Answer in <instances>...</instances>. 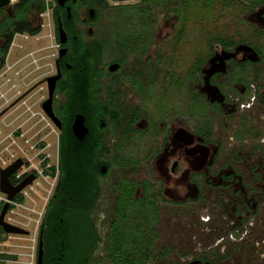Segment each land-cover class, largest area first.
<instances>
[{
  "label": "flooded vegetation",
  "instance_id": "obj_1",
  "mask_svg": "<svg viewBox=\"0 0 264 264\" xmlns=\"http://www.w3.org/2000/svg\"><path fill=\"white\" fill-rule=\"evenodd\" d=\"M68 1L62 6L67 10L70 7L67 4ZM82 7L89 10V13L95 12L94 18L97 19L98 13L95 8L89 5ZM254 8L251 13V21L264 28V2ZM258 11L259 13H255ZM81 22L82 20L79 18L78 23L73 27L80 32L83 42L96 47H103L96 60L97 68L88 75L90 76L88 85L92 92L91 98L95 102V105L91 106L94 112L86 117L82 112L71 113L66 108L70 98L68 89L69 76L71 75L64 71V67L71 68L66 56L71 49V37L77 39V35L71 36L62 25L66 33V41L62 43L60 41V24L57 34L60 43L58 56L55 59L56 71L52 74L57 75L61 72L52 97L54 118L48 116L43 109V103L50 96L47 82L49 76L45 79L48 93L47 96L43 95L40 106L57 134V164L60 160V145L62 143L64 150L70 146V143H73L71 147L77 143L98 144V150L92 159L94 158L98 164H101L100 167L107 166L106 173H102L101 168L99 170V176H106L110 173L111 167L109 164L99 161L101 147L107 141L105 130L109 127L110 121L124 119L128 115L123 104L118 102L119 108L115 110L113 105L101 102L98 95L101 93L102 82L111 75L110 73H115L120 69L122 63L114 60L109 63V72L101 69L98 63L105 50V45L100 40L86 41V34L93 36L94 32L91 30V32L85 33L82 30ZM9 30L8 27L6 36L9 35ZM245 44L247 43L239 42L237 43L238 47L236 45L233 47L222 45L221 51L230 50V52H234L239 48L236 56L210 63L209 60L217 53L216 50L193 73V79L198 76L196 87L192 89V92L199 97L194 101L195 108L203 110V104L199 101L202 100L207 106L216 109V113L221 115L217 123L209 129L205 128L204 124L193 126L188 121V113H183L184 111L178 113L175 108L174 111L178 114L170 115V118L173 119H161L160 129L163 132L159 142L151 148L149 155L152 170L150 179L143 181L138 186L135 183L122 182L118 185L117 194L113 197L111 205L105 209H98L100 198L98 183H91L82 187L83 189L79 190L80 194L77 195L80 198L79 201L70 202L68 199L74 198V195L65 193V185L60 182L59 170L52 194L48 198L45 210L42 211L44 207L42 209L34 202L27 201L26 196L22 193L24 189L38 180L40 177L38 170L32 168L25 171L30 167V163L22 154H12L8 160L4 159L5 165H0V170L18 160L22 161L21 166L9 177L13 185H18L28 175H33L34 178L12 199L8 198V194L2 192L4 200L0 201V214L6 202L8 206L5 214L0 216V264H90L96 257L105 256L109 250L108 243L113 223L118 220L119 216L123 215L125 192L133 197L136 205L133 207L140 206L142 202L145 203L144 199L148 197L149 203L154 208H158L159 212L164 207L180 209L179 211L182 212L184 208L190 206L189 204L198 203L199 210L196 214L198 234L207 233L212 240L205 245L204 241L199 240L198 236L194 235V238L197 237L198 240L193 247L177 249L172 247V235H170V239H166L168 245L160 247L158 251L160 256L167 258L170 254L175 253L179 256L181 264H227L231 246L246 244L251 245L254 254L264 260V150L259 148L256 152L247 151L249 148H246L245 144L250 143V137H243L238 134L240 118L256 115L260 120L259 118H262L261 113L264 115V109L260 112V107L264 106V84L256 82L253 77L245 80L238 78V76L237 79H234L232 73L233 68L243 67L254 61L249 57L252 51L241 47ZM4 45L5 39L2 41L0 38V69L5 65L7 57H4L3 54ZM64 48L67 50L61 56L60 52ZM254 49L258 51L256 48ZM223 51L222 55H218L219 57L225 56ZM241 51H243L242 54ZM112 64L119 65L117 70L110 69ZM240 75L245 77L246 73ZM135 77L143 79L135 72L128 75L126 82L130 83L136 95L143 96L146 92L144 90L147 88H140L141 90H139L132 83V79ZM149 82H151L150 79ZM29 93L30 91L25 95ZM20 99L11 102L8 109L16 105ZM90 105L87 103L85 107ZM199 105H202L200 109ZM136 106L138 110L133 109V114L127 123V129L129 128V132H133V135L124 136L123 129L118 134L116 143L123 142L132 136L138 138L139 135L147 132L148 127H140L143 121L149 124L148 129L156 130L155 114L157 111L154 110L153 105H148L151 110L149 114L146 111L141 113L139 110L141 103ZM174 111H171L170 114ZM77 114L84 116V124L87 129L81 137L73 130V123ZM221 121L224 122V125L220 124ZM25 122L26 120L13 131L16 135L13 142L9 143L8 149L12 147L13 149L14 147L23 149L22 145L30 142L31 138L25 135L28 128L23 129ZM261 123L263 129L261 130L262 133L258 134L257 140L261 146H264V121ZM133 127L138 128V131L134 130ZM226 127L231 132H226L227 134L223 135L221 131H224ZM215 132L219 135H216ZM42 140L34 142L43 148L51 145L49 142L44 145L45 141ZM32 147L35 146L32 145ZM51 167L52 165L47 166L44 163L43 172ZM22 171L25 172L19 174ZM18 174L19 177H17ZM138 192H141V195H136ZM158 216L156 218L154 212L149 218L151 224L149 236L152 239L149 245L163 242L157 222ZM182 223L184 224L183 220ZM178 240L175 239L176 243H180V240L183 239ZM100 245L103 247L99 248ZM150 250L153 253L157 249L151 248Z\"/></svg>",
  "mask_w": 264,
  "mask_h": 264
},
{
  "label": "rangeland",
  "instance_id": "obj_2",
  "mask_svg": "<svg viewBox=\"0 0 264 264\" xmlns=\"http://www.w3.org/2000/svg\"><path fill=\"white\" fill-rule=\"evenodd\" d=\"M14 1L16 3L18 0ZM165 1L155 0L161 4L156 6L152 2L149 5L140 3V0L125 2L109 0V6L97 19L94 18L95 12L89 13V10H85L82 6L77 9L78 17L82 20V30L85 33L91 32V30L94 32L93 36L86 34V41L100 40L105 45V50L98 63L99 67L109 72V63L114 60L122 63L120 69L115 73H110L111 75L102 82L101 93L98 95L101 102L113 105L115 110L119 108L118 102H120L124 105L128 115L124 119L110 121L109 127L105 130L107 141L101 147L99 161L109 164L111 170L108 175H100L97 179L100 189L98 209L101 210L111 205L113 197L117 194L118 185L122 182L135 183L138 186L143 181L150 179L152 170L149 155L151 148L159 142L163 132L160 129L161 119L171 120L173 118H170V115L174 116L184 111L183 113H188V121L191 125L202 126L204 124V127L209 129L221 118L220 113H216V109L207 106L202 100L199 101L203 104V110L195 108L194 101L199 97L192 92L198 81V76L195 79L192 78L194 71H197L216 50L217 55H222L223 50L220 49L223 44L220 39L228 43L226 47L246 42L245 45L258 50L253 48L257 53V60L243 67L233 68L232 73L234 79H237L238 76L245 80L253 77L256 82L264 84V28L251 21V13L255 9L251 3L252 0H231V4L230 0H215L211 17L203 18L200 21L194 20L192 15L187 20L181 19L177 13L173 15L171 10L164 7ZM144 6L145 15H147L146 23L149 21V24L143 25L138 9ZM199 7L201 5H198ZM7 13L12 14L7 7L5 11H0V21ZM28 20L32 28L40 27V33L30 35L17 32L6 57L5 65L0 69V165L12 154H22L26 160L34 162L42 172L45 159L48 161L47 166L57 165L58 162L57 134L52 125L48 124L41 109L40 100L43 95L47 96L48 93L45 79L56 71L55 59L58 56L59 43L51 8L43 13L35 10L28 16ZM119 32L122 34V40H120L123 42L126 38L130 39L129 34L131 33L133 38L136 37L139 40L135 41L136 45L132 41L128 42L130 48L120 47L118 44ZM3 40L4 38H2ZM226 52L230 53V50H226ZM242 53L243 51H241ZM251 55L255 56L254 51ZM135 72L143 79L135 77L132 79V83L139 90L146 87L147 89L144 90L146 96L136 95L130 83L126 82L128 75ZM241 73H246V76L241 77ZM149 79L151 82L148 83ZM28 91L30 93L25 95ZM21 93L25 95L22 99H20L23 96ZM18 99L20 101L8 109L10 103ZM138 103H141L139 108L141 113L146 111L148 114L151 113L148 105H153L154 110L157 111L155 114L156 130L148 129L149 124L143 121L140 127H148L147 132L141 135L137 133L138 138L132 136L123 142L116 143V138L123 129L124 136L133 135V132H129V128L127 129V123L133 114V109L138 110L136 108ZM199 106L200 109L202 105ZM165 108L167 109L165 110ZM175 108L178 113L174 111ZM6 109L8 110L4 113ZM263 109L264 106L260 107V112ZM171 111L174 112L170 114ZM261 116L260 120L256 115H248L239 119V136L250 137V143L245 144V147L249 148L247 151L256 152L259 148L264 150V146H261L257 140L258 134L262 133L263 129L261 122L264 121V115L261 113ZM25 120L23 129L28 128L25 135L31 138L30 142L24 143L23 149L18 147L8 149L9 143L13 142L16 135L13 131ZM220 124L224 125V122L221 121ZM244 124L245 126H243ZM133 128L138 131V128ZM226 132L231 131L227 127L221 131L223 135L227 134ZM215 134L219 135L216 132ZM40 139L45 141L44 145L48 142L51 145L46 148L40 147V144L35 143ZM56 180L57 176L40 173L39 183H34V188L29 189L26 200L34 202L42 209L44 207L42 210L44 211ZM136 195H141V192ZM0 196H2L1 190ZM127 197L125 193L123 196L124 205ZM189 205L182 212L179 211L180 209L172 207L161 208L157 222L163 242L155 245L152 243L155 247L150 245L147 252H143L142 258L146 264H181L179 256L175 253L170 254L167 258L158 254L160 247L168 245L166 239H170V235H172V247L177 249L193 247L198 240L197 237L194 238V235L204 241L205 245L212 240L207 233L198 234L196 215L199 210L198 203ZM131 215L132 219L137 222L143 216H151L141 206L135 207ZM137 227H139L138 224H135L134 227L124 226L125 229L123 228L121 232L127 239H130L131 237L127 236L136 232ZM150 230L151 224H149V229L143 232L147 241H152L151 236L148 235ZM121 238L124 237L121 236ZM175 239L176 241L183 240L176 243ZM102 247L103 245H100L99 248ZM151 248L157 250L152 253ZM229 253L227 264H264V260L254 254L251 245L234 244ZM90 264L113 263L109 254L106 253L105 256L93 259Z\"/></svg>",
  "mask_w": 264,
  "mask_h": 264
},
{
  "label": "trees",
  "instance_id": "obj_3",
  "mask_svg": "<svg viewBox=\"0 0 264 264\" xmlns=\"http://www.w3.org/2000/svg\"><path fill=\"white\" fill-rule=\"evenodd\" d=\"M172 1V0H171ZM179 8H187L188 5L193 2V0H174ZM208 4V0H204ZM152 2L156 6H160L159 2L155 0H140V3H145L149 5ZM213 2V1H212ZM264 0H252L253 6L260 5ZM250 3V4H251ZM70 6V13L67 8H63L57 0H18L13 7L12 14H6L4 19L0 21V38L5 39V45L2 48L4 57L7 56L10 46L12 44L13 38L17 32L28 33L30 35H37L40 33V27L32 28L29 24L28 16L33 13L35 10L43 13L47 9L51 8L53 13V19L55 22L56 33H59V24L62 23L63 28L69 32L71 36L77 35V39L70 41V52L66 56V60L71 65V68L64 67V71L68 72L69 75V89L70 98L67 102V110L71 113L82 112L86 117L91 115L94 110L93 106L95 105L92 97L91 88L88 85L90 82L89 73L95 71L97 68L96 60L99 57L102 46L90 45L83 42V37L80 32L73 26L78 23L79 17L77 14L78 6H91L95 8L98 15L97 18L103 13V11L109 6V0H78L73 2L69 0L67 2ZM145 5V6H146ZM124 6V5H123ZM145 6L139 8L138 12L140 13L141 23L149 24V21L146 23L145 15ZM149 9V8H147ZM5 8L0 9V11H5ZM171 10V9H170ZM176 10V9H175ZM148 12V11H147ZM145 15V16H144ZM149 16V15H148ZM9 30V35L6 36V32ZM119 44L121 47L130 48L129 43L138 41V38H133L132 33L129 34L130 39L126 38L125 42L121 41V32H119ZM117 39V38H116ZM121 39V40H120ZM60 43L59 38L57 39ZM223 46H227L228 43L223 39H220ZM135 45H133L135 47ZM61 88V87H60ZM82 101V102H81ZM91 104L89 107L85 105ZM92 106V107H91ZM73 143H70V146L64 150L63 143L60 145V160L57 165H53L51 168H48L44 171L45 174H51L56 176L60 170V182L62 185H65V193L69 195H74V198L68 199L70 202H78L80 198L77 197L80 194L79 190L82 187H85L88 184H96L99 176V170L101 164H98L93 155L97 152L99 145L98 144H75L71 147ZM66 151V152H65ZM67 154V155H66ZM47 160L44 161L45 165ZM102 163V162H101ZM83 189V188H82ZM126 193V192H125ZM127 199L124 205L123 215L118 217L113 223L111 237L108 243V254L113 264H146L143 260L144 251L147 252L149 248L150 241L146 240L144 236V230L149 229V216H143L138 222L135 219H132L131 212L136 206L133 197L126 193ZM148 196V191H147ZM67 199V197H66ZM145 203H140V206L146 209L149 214L155 212L156 218L159 214L158 208H154L151 203H149V198L144 199ZM143 201V200H141ZM133 205H135L133 207ZM132 219V220H131ZM135 224H138L136 232L132 235L127 236L131 237L127 239L123 234L122 230L124 226L134 227ZM146 226V228H145ZM125 229V228H124ZM149 235V234H148ZM123 236L124 238H121Z\"/></svg>",
  "mask_w": 264,
  "mask_h": 264
},
{
  "label": "water",
  "instance_id": "obj_4",
  "mask_svg": "<svg viewBox=\"0 0 264 264\" xmlns=\"http://www.w3.org/2000/svg\"><path fill=\"white\" fill-rule=\"evenodd\" d=\"M57 1L61 6H64V4L67 0H57ZM73 1H76V0H73ZM112 1H114V2H125V1H131V0H112ZM5 7H7L9 9V11H11V12L13 11V6L11 4V0H0V9L5 8ZM68 11H69V16H71L70 7L68 8ZM255 13H259V11L255 12ZM253 20H254V18H253ZM60 41L62 43L66 41V33L64 32V30L62 28V23H60ZM241 47L242 48L244 47L246 50L254 51L255 56H252V55L249 56L252 60L258 59L257 53L255 52V50L252 47L247 46V45H243ZM66 50H67L66 48L62 49L60 52V55L62 56L66 52ZM238 50H239V48H237L234 52H230V53L223 51V53L225 55L224 57H219L216 54L215 56H213L209 60V62L215 63L218 60H224V59H227L230 57H234V56H236V53L238 52ZM118 67H119L118 64H112L110 66V69L115 71V70H117ZM60 76H61V72H59L57 75H52V76H49L47 78L48 90H49L50 96L43 103V109L48 114V116H50L52 119L54 118L53 117L54 113L52 110V97H53L54 89L56 86V81L60 78ZM73 130L80 137L82 136V134L84 132H86L87 129L85 127L84 116L82 114L76 115L75 121L73 123ZM21 164H22V161L18 160L16 162H14L13 164L9 165L8 167L0 170V190L4 193L8 194L9 199H12L20 190H22L24 187L29 185L34 178L33 175H28V177L26 179H24L22 182H20L18 185L12 184L9 177L16 169L19 168V166H21ZM101 172L106 173L107 172V166L103 165L101 167ZM7 206H8V203L6 202L4 204L2 211H1V214H0L1 217L5 214Z\"/></svg>",
  "mask_w": 264,
  "mask_h": 264
},
{
  "label": "crops",
  "instance_id": "obj_5",
  "mask_svg": "<svg viewBox=\"0 0 264 264\" xmlns=\"http://www.w3.org/2000/svg\"><path fill=\"white\" fill-rule=\"evenodd\" d=\"M208 1H209L208 2L209 5H207V3H205L204 0H193V2H191L187 8H184L181 5V7L179 8L180 10H177L178 6L174 0L172 1L166 0L164 7L169 10L171 9L173 15L176 13L180 15L181 19L183 18L184 20H187L189 19V16L192 15L194 20L200 21L203 18L211 17L215 0H208ZM230 4H231V0H230ZM198 5H201V7L198 8Z\"/></svg>",
  "mask_w": 264,
  "mask_h": 264
},
{
  "label": "built area",
  "instance_id": "obj_6",
  "mask_svg": "<svg viewBox=\"0 0 264 264\" xmlns=\"http://www.w3.org/2000/svg\"><path fill=\"white\" fill-rule=\"evenodd\" d=\"M14 2H15L14 0H11V4H12L13 7H14V4H15ZM47 120H48V119H47ZM48 124H49V121H48ZM28 162L30 163V167H29L28 169H26L25 171H29V170H31L32 168H35L36 170H38L39 174L43 172V171L41 172V171L38 169V166H37L34 162H31V161H28ZM1 165H2V166L5 165V160L2 161V164H1ZM25 171H22V172L19 173V174H22V173L25 172ZM43 173H44V172H43ZM19 174L17 175V177H19ZM47 175H48V174H47ZM35 183H39L38 180H37ZM33 188H34V183L22 191L23 195L27 196V195L29 194V189H33ZM1 192H2V191H1ZM3 200H4V199H3V196H0V201H3Z\"/></svg>",
  "mask_w": 264,
  "mask_h": 264
}]
</instances>
